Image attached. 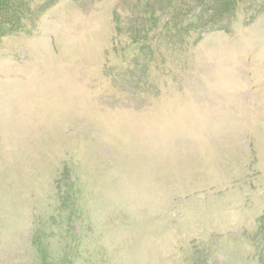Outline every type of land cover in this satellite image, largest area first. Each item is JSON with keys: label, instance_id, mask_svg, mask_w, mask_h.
<instances>
[{"label": "rangeland", "instance_id": "rangeland-1", "mask_svg": "<svg viewBox=\"0 0 264 264\" xmlns=\"http://www.w3.org/2000/svg\"><path fill=\"white\" fill-rule=\"evenodd\" d=\"M2 1L0 264H264V0Z\"/></svg>", "mask_w": 264, "mask_h": 264}, {"label": "trees", "instance_id": "trees-1", "mask_svg": "<svg viewBox=\"0 0 264 264\" xmlns=\"http://www.w3.org/2000/svg\"><path fill=\"white\" fill-rule=\"evenodd\" d=\"M2 2L8 4L7 0L5 1L3 0ZM236 2H237L236 0H213V3L216 5L219 11V13L216 12L215 17L224 14H228V15L232 14V12L235 10V7L237 5ZM9 8L10 7L0 8V31H2L6 25H10L11 21L19 25V19L17 18V20H15L13 18L14 12L12 11L11 8L10 9ZM8 30H13V26L10 25Z\"/></svg>", "mask_w": 264, "mask_h": 264}]
</instances>
